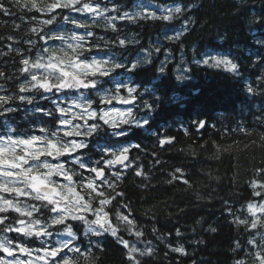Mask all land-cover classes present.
<instances>
[{"label": "trees", "instance_id": "16d2710c", "mask_svg": "<svg viewBox=\"0 0 264 264\" xmlns=\"http://www.w3.org/2000/svg\"><path fill=\"white\" fill-rule=\"evenodd\" d=\"M98 1L110 10L115 8L112 12L118 16V21L115 31L107 26L89 28L94 33L90 42L98 43L100 48H93L85 52L86 55L110 52L130 64L140 50L150 52L151 63L128 74L138 92L144 93L142 99L158 105L151 114V128L133 129L127 138L112 137V130L107 129L109 135L87 137L88 148L78 152L90 163L101 158L100 149L106 146L116 149L141 145L129 152L132 167H115V172L118 169L121 172L120 180L106 170L107 180L117 185L115 192L124 193L106 206L107 210L114 220L116 207L128 205L120 211L130 214L136 225L133 231H142L143 237L138 240L121 225L120 234L138 244L152 243L155 251L153 256L144 258L147 264H235L236 260L245 258V252L251 247L248 241L253 237V231L236 221L251 220L247 205L259 203L264 197V188L251 186L253 182L264 185V171H261L264 169V80L258 79L264 76V0ZM139 1L158 6L179 5L187 10L172 21L119 18L134 10ZM0 3L11 13L0 12V72L5 74L0 83L16 91L25 74L20 72L19 60L14 54H21V47L30 45L26 42L35 37L30 29L40 24L37 20L40 15L15 0H0ZM56 11L57 22H60L69 10ZM185 21H188L187 29ZM181 31L184 34L179 40L163 39V34ZM100 37L108 41V47ZM119 39L131 41L122 47ZM209 53L232 59L239 65L240 75L196 63ZM165 59L168 62L162 74L159 69ZM181 60L190 70L189 79L183 83L176 80ZM124 70L116 69L111 77ZM249 85L255 89L253 94L247 91ZM152 92L160 99L156 100ZM24 106L25 109L15 112L12 118L7 115L20 132H32V126H49V129L56 126L52 117L37 111L38 108L45 110V104L37 105L27 123L17 121L19 115L27 112ZM133 106L136 117L146 116L141 107ZM197 120L204 121L205 126L199 128ZM169 137L173 138L172 142L161 147L159 140ZM73 167L89 179V172ZM134 169L142 171L143 175L136 176ZM76 179L79 183L80 178ZM102 190L108 196L115 195L107 185ZM254 191L261 192L262 196H254ZM0 215L17 216L11 211ZM50 215L47 209H42L37 216L48 222ZM70 223L79 229L74 243L82 250L92 247L98 257L95 264H128L124 259L125 250L113 237L85 235L84 225ZM213 227L217 229L215 233L210 231ZM51 229L54 236L49 244L54 242L57 232L63 231L61 227ZM177 230L181 235L177 236ZM4 235L32 249L41 246L39 240L21 234L4 232ZM97 243L103 251L95 247ZM237 243L240 249H236ZM176 246H183L188 255L171 251ZM246 259L247 264H253L250 256Z\"/></svg>", "mask_w": 264, "mask_h": 264}, {"label": "snow or ice", "instance_id": "6c2138e0", "mask_svg": "<svg viewBox=\"0 0 264 264\" xmlns=\"http://www.w3.org/2000/svg\"><path fill=\"white\" fill-rule=\"evenodd\" d=\"M23 6L30 12L35 11L47 15V19L40 21V24L44 26L54 24L57 17L52 13H55L57 9H67L70 12L91 14L93 24L96 26H100V18H103L107 27L112 28L113 31L116 30L113 21L117 17L106 16V12L116 11V9H101L100 5L93 4L90 0L84 3H81V0H52L48 4H44L43 0H23ZM186 10L176 6L171 9H164L159 16L155 13L144 16L140 12L131 15L125 12L119 18L128 20L151 18L153 20L172 21L174 18H178V14H182ZM0 12L5 15L11 14L2 3H0ZM63 20L65 23H72L75 28H85V35L72 32L65 36L60 33L58 28H49L47 33L41 35L44 32L43 27H32L30 31L39 36L43 44L34 59L24 57L21 54L20 63L22 67L20 72L25 74V82L19 86V92H35L45 99L50 98L45 95L48 93L54 96L65 91L81 94L69 102L67 106H62L63 102L58 103L53 100V109L47 111L37 109V111L43 112V115L53 118L52 122L56 125L53 129L41 127L39 135L21 133L17 127H7L3 132H0V214H6L10 211L17 214L16 217L0 215V226H2L0 232H14L26 238H34L39 240L41 245L31 249L22 243H14L8 236H0V253H3V256H0V264H81L82 261L83 264H95L98 257L93 253L92 247L82 250L79 245L74 243L79 229H76L70 221L84 225L85 235L89 233L94 236L108 234L113 237L117 244L125 250L124 259L128 264H147V260L144 258L153 256L155 250L151 247L138 248L135 244H130L120 234V224L122 223L125 226L124 230L129 235H135L138 240L143 237L142 231L138 229L133 231L136 225L135 221L130 219V214H124L120 211V208H127L128 205L120 204L116 207L115 220L119 223L113 222L112 215L106 207L111 205L117 196H124L123 192H115L117 185L107 180L106 170L117 165L124 169L132 167L129 152L131 148H140L141 145L137 143L122 146L119 150H113V146L109 145L100 149L101 158L99 160L85 163L81 157L75 154L79 150L88 148V144L83 141L77 142L73 138L92 137L101 133L109 135L107 129L112 130L110 133L112 137L127 138L133 129L151 128V114L158 105L142 99L144 93L138 92L137 87L129 86L123 80L116 81L114 88L102 91L98 87L102 82L99 78H111L112 72L121 68L133 72L138 68V62H131L130 64L124 62L110 63L109 60L97 59L95 56L91 58L85 56V52H91L93 48H100L98 43L90 42L87 39L94 36V33L88 30L91 26L71 19L70 16H63ZM184 24L185 29H187L188 21H185ZM15 27L19 28L20 26L16 25ZM183 34L181 31L167 38L179 40ZM9 39L11 40L13 37H9ZM100 39L104 40V44L107 46L108 41L104 37H100ZM50 41L53 43L60 41L63 47H49L47 45ZM26 43L34 44L31 40ZM118 43L123 47L129 41L119 39ZM145 51L147 54L143 58V62L150 64L151 53ZM156 51H159V48ZM206 56L207 58L196 61V63L210 68L222 67L223 70L234 76L240 75L239 65L232 59L226 56H214L210 53ZM159 71L164 73L163 65ZM188 71L190 70L185 68L182 73L176 76V80L183 83L189 79L184 74ZM4 77L5 74L0 72V78ZM258 79L264 80V76ZM103 82L109 83L111 79ZM81 90L89 93L95 92L98 101L93 100L91 95H84ZM3 91L5 90L0 85V92ZM247 91L253 94L255 89L249 85ZM151 95L155 96L156 100L160 99L155 92H152ZM33 98L25 95L18 97L7 94L0 95V116L6 117L9 113L17 111V108L12 105L14 99L30 104ZM138 101H140L139 105L137 104ZM114 102L141 107L146 112V116L137 119L131 109L126 112H119L115 110ZM99 104H103L105 107L100 108ZM94 105L96 106L94 107ZM108 105H113V108H108ZM195 123L199 128L205 126L204 121L197 120ZM153 134L155 135V133ZM172 139L170 137L161 139L159 144L162 147L165 143H171ZM69 157H71V164L78 165L80 169L93 174V178L87 179L83 176V172H76L68 168L65 162H61L62 158ZM52 161L56 162L53 163ZM134 171L136 176L143 175L140 170L134 169ZM177 171L180 170L177 169ZM111 175L115 176L116 180L121 179L119 169L112 172ZM77 177L80 178L79 183ZM57 178L66 181V183H60ZM97 180L100 182L99 184L96 183ZM184 183L188 182L184 181ZM104 185L111 188L115 195H106V192L102 190ZM251 186L253 189L264 188V185H257L255 182ZM253 195L262 196V193L254 191ZM27 201L39 202L41 207L27 203ZM42 209H47L52 214L50 223L41 224L39 219H33L34 214L41 212ZM247 211L252 219H237L236 222L244 225L247 230L253 231V237L248 241L251 247L245 252V258L236 260L235 264H247L246 258L249 256L252 258L253 264H264V231H260L264 229V203H249ZM89 216L93 219H89ZM10 219L12 223H6ZM53 227H61L63 231L57 232V235L67 236L69 239L49 244L43 238L53 235L49 231V228ZM210 231L215 233L217 229L213 227ZM176 234L177 236L181 235L179 230ZM95 247L103 251V247L99 243ZM240 247L241 245L237 243L236 249H240ZM171 251L182 256L188 255L183 246L174 247ZM18 254L27 256L28 259H18Z\"/></svg>", "mask_w": 264, "mask_h": 264}, {"label": "rangeland", "instance_id": "374dc122", "mask_svg": "<svg viewBox=\"0 0 264 264\" xmlns=\"http://www.w3.org/2000/svg\"><path fill=\"white\" fill-rule=\"evenodd\" d=\"M52 2V0H50V2H48V3H51ZM84 2H89V0H81V3H84ZM90 2L91 3H93V4H98V5H100L99 3H97L95 0H90ZM21 3L23 4V0H21ZM47 3V4H48ZM176 6H179V5H174V6H171V5H169V6H158V5H156V4H154V3H147V2H143V1H139L138 3H137V5H136V7L134 8V10L132 11V12H129V14L131 15V14H135V13H137V12H140L142 15H144V16H147L148 14H150V13H155V15H157V16H159V15H161V13H162V11L164 10V9H171V8H174V7H176ZM77 7H79V5H77ZM100 7H101V9H103V8H106V7H104V6H102V5H100ZM181 7V6H180ZM108 9V8H107ZM110 10V9H109ZM79 13V16L78 15H70V18L71 19H74V20H78V21H80V22H82V23H86V24H88V25H90V26H92V25H95V24H93V21H92V18H91V14H89V13H81V12H78ZM59 14H60V12H59ZM106 16H108V17H111V16H116L117 17V19L115 20V21H113V23L115 24L117 21H118V16L115 14V13H113L112 11H108V12H106ZM42 20H44V19H41V21ZM99 24H100V26L101 27H105L106 26V24H105V22H104V20H103V18H100V21H99ZM40 27H43L44 28V32H42L41 33V35H44L45 34V32H46V28H47V26H44V25H41ZM55 27H58V29H59V31H60V33L61 34H64L65 36H67V35H70L72 32H75V33H77V34H80V35H85V32H86V30H85V28H75V26L72 24V23H65V22H63V23H61V24H58L57 26H55ZM182 29V28H181ZM177 33V32H176ZM176 33H174V34H163V39L164 40H170V39H168L167 37H169V36H174ZM88 40H89V37L87 38ZM126 41H128V40H126ZM131 40H129V42H130ZM111 43V42H110ZM43 44V41H41L40 40V38H39V36H38V39H36V41L34 42V45H35V47H33V49H34V52H35V56L34 57H29V58H32V59H34L35 57H36V54H37V52H39L40 50H41V48H40V46ZM47 46H49V47H54V48H59V47H63V45L61 44V42L60 41H55L54 43L53 42H49V44L47 45ZM148 52V51H147ZM147 53H146V51L145 50H140V52H139V54L137 55V57L133 60V62H138V66H140V65H144L145 63L143 62V58L145 57V55H146ZM109 56H96V55H93V56H95L97 59H102V60H109L110 61V63H112V62H118L117 60H116V58L115 57H111V55L110 54H108ZM211 55H214V56H218V57H224V55H219V54H211ZM92 57V56H91ZM166 58V57H165ZM205 58H207V56L205 55L204 57H203V59H205ZM167 62H168V60L166 61V59L165 60H163L162 62H161V64H160V67L163 65V66H166V64H167ZM179 67H178V69H177V75L178 74H180V73H182L183 72V70L185 69V68H187V64H184L183 63V61L181 60V61H179ZM221 69H223L222 67H221ZM185 75H187V73H184ZM121 79H120V77H116L115 78V81H114V84L116 83V81H120ZM128 80V79H127ZM127 80H123L125 83H127V84H129V80L127 81ZM105 89H111V88H105ZM105 89H103V90H105ZM102 90V91H103ZM81 92H83V94L85 95V94H88V92L87 91H84V90H81ZM81 93H79V92H74V91H72V94L71 93H69V98L67 97V96H65L64 94H63V92L62 93H59V94H57V95H53V94H51V93H48V94H45V95H47L48 97H50L48 100H49V102L50 103H52L53 104V100H56L58 103H60V102H63L62 103V106H67V104L69 103V102H71L72 100H74V99H76V97L77 96H79ZM126 94V93H125ZM100 105V107L101 108H104L105 107V105H103V104H99ZM53 107H54V104H53ZM108 108H113V105H108L107 106ZM114 108H115V110H117V111H119V112H126V111H128L129 109H131L132 111H133V114H134V116H135V113H134V110H133V107L131 106V105H125V104H120V103H116V102H114ZM49 109V108H48ZM75 111H78V110H75ZM137 118V117H136ZM137 119H139V118H137ZM47 128L49 129V126H47ZM38 129V128H37ZM39 130V129H38ZM40 133H35V135H39ZM84 138V137H83ZM83 138H81V137H74L73 139H75L77 142H81V141H83L84 143H85V141H84V139ZM121 148V147H120ZM120 148H117V149H114L113 148V150H119ZM79 152V151H78ZM76 156H79V157H81V158H83V156H81L80 154H78V153H76L75 154ZM70 160H71V157H69V158H62V161L61 162H65L66 163V166L68 167V168H71V169H74V167L71 165V163H70ZM53 163H55L56 161H52ZM109 171L112 173V172H115V170H114V168L112 167L111 169H109ZM93 178V174H91V173H89V179H92ZM58 180H59V182L60 183H66V181H63L62 179H59V178H57ZM96 183L98 184V182L96 181ZM27 203H29V201H27ZM35 204V202H32V204ZM261 203H264V198L262 199V202ZM260 204V203H259ZM34 219H39L40 221H41V224H45L44 223V220H42V219H40L39 217H36V218H34ZM113 222L114 223H119V222H117L116 220H115V215H114V220H113ZM121 226H124L122 223L120 224ZM125 227V226H124ZM49 230H50V228H49ZM46 239L47 240H49L50 239V237H46ZM66 239H69L67 236H63V235H60V236H57V237H55L54 238V242L53 243H55V242H57V241H62V240H66ZM130 242V244H135L138 248H141V249H143V248H145V247H151V248H153V245H152V243L151 242H142L141 244H138V242H135V241H129ZM25 246V245H24ZM176 247H178V246H176ZM42 254V253H41ZM34 255H35V253H34ZM17 258L18 259H21V260H25V259H28V257L27 256H21V255H17Z\"/></svg>", "mask_w": 264, "mask_h": 264}]
</instances>
